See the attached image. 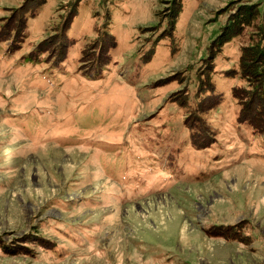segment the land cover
Segmentation results:
<instances>
[{
    "label": "rangeland",
    "instance_id": "1",
    "mask_svg": "<svg viewBox=\"0 0 264 264\" xmlns=\"http://www.w3.org/2000/svg\"><path fill=\"white\" fill-rule=\"evenodd\" d=\"M262 38L264 0H0V264H264Z\"/></svg>",
    "mask_w": 264,
    "mask_h": 264
},
{
    "label": "trees",
    "instance_id": "2",
    "mask_svg": "<svg viewBox=\"0 0 264 264\" xmlns=\"http://www.w3.org/2000/svg\"><path fill=\"white\" fill-rule=\"evenodd\" d=\"M76 9V8H75ZM74 9V12H76V10ZM14 33V32H13ZM239 34H235L231 39H230V41L234 38V37H237ZM165 36V35H164ZM8 37H10V39H12L13 38V34L12 35H10V36H7V38ZM262 37V36H261ZM9 39V40H10ZM16 42L19 44V43H21V40H22V38H21V35H19V36H16ZM259 48H258V51H263L264 50V38H262L261 39V42H260V44H259V46H258ZM98 48H100V46L98 47ZM243 57H244V54H242L241 56H240V59H239V61H238V63H236V65H233V64H229V66H227L226 68H224L223 69V71L225 72V73H227L228 74V76H230V77H233L234 78V74L233 73H236V72H238L239 71V73L240 74H242V69H243ZM241 61H242V65H241ZM258 70H257V73L259 72L260 73V75L262 74L263 75V73L262 72H264V69L263 68H257ZM256 73V72H255ZM243 79H244V81H245V85L244 86H242V88H240V89H242L243 90V92H246L247 93V95H248V97H249V92L250 91H253V89H252V87H249V84H250V82H249V80H247L246 79V77L244 78L243 77ZM252 89V90H251ZM197 91H198V94H197ZM217 92L215 91V89L213 88V87H208V86H205V84H203V82H201L200 80H197V84H196V86H195V88L194 89H190V90H188V92H187V101H186V104H185V108H186V110L189 112V113H187V116L188 115H191L192 117H194V116H196V113H198L199 112V110H200V107H202L203 105H204V101H206V98H208V97H211V95H215ZM231 93H232V97H234V98H236L235 97V93H236V90H234V89H232V91H231ZM234 93V94H233ZM259 97H260V99H263V96H264V80H263V83H262V85H261V88H260V90H259ZM197 95V97H196V95ZM190 104H189V103ZM188 105V106H187ZM192 112H194V113H192ZM196 118V117H195ZM240 119H241V116L238 114V121L239 122H241L240 121ZM198 125V124H197ZM187 128H188V126H187ZM188 130V132H187V135H191V134H193V133H195L194 134V136H196V134L198 135L199 133H197V132H199V131H202L203 132V127L201 126H196L195 128H193V129H191V128H188L187 129ZM196 131V132H195ZM189 133V134H188ZM202 135V134H201ZM203 139V135H202V137H201V140Z\"/></svg>",
    "mask_w": 264,
    "mask_h": 264
}]
</instances>
